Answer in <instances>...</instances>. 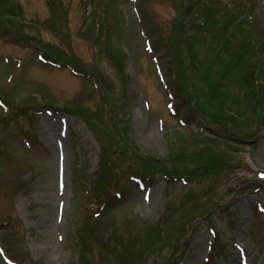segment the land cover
Returning <instances> with one entry per match:
<instances>
[{"label":"rangeland","instance_id":"1","mask_svg":"<svg viewBox=\"0 0 264 264\" xmlns=\"http://www.w3.org/2000/svg\"><path fill=\"white\" fill-rule=\"evenodd\" d=\"M238 1L214 0L218 18L225 20L221 5L232 10ZM250 1L256 9L247 5L248 11L264 28V0ZM189 6V0H0V97L12 110L7 115L0 106L7 154L0 167V224L12 260L264 264L260 86L249 92L230 77L240 80L233 69L215 67V80L205 67L223 52L237 56L241 69L253 47L243 29L218 32L219 19L216 32H198L204 24L192 20ZM92 10L102 19L109 12L120 16L127 74L110 60L106 34L98 39V30L86 32ZM183 16L188 26L192 21L187 35L196 37V57L183 56L179 47L175 24ZM179 57L190 82L175 62ZM214 81L224 94L209 84ZM228 105L233 112L222 116ZM93 116L99 131L90 125ZM236 138L234 147L227 145ZM104 151L115 164L102 180L105 195L123 198L104 223H91L86 183L100 179ZM130 215L145 223L131 243L138 240L143 251L110 249L108 255L102 237H112L114 221L123 224ZM0 264L10 263L0 257Z\"/></svg>","mask_w":264,"mask_h":264},{"label":"trees","instance_id":"2","mask_svg":"<svg viewBox=\"0 0 264 264\" xmlns=\"http://www.w3.org/2000/svg\"><path fill=\"white\" fill-rule=\"evenodd\" d=\"M86 2V0H84ZM214 0H189V8L193 12L192 20L200 21L201 24L203 23V26H197V31L199 32L200 28L202 30H216L214 29L216 26V23H218V8L216 5L213 4ZM250 0H239L235 5H233L232 10L227 8V5H221V9H223V13H225V20L222 18L219 19V27L216 28L219 31H221L222 34H224L227 30H233L236 35L238 30L243 29L247 37L249 38V41L251 43V46L253 47V53L250 57V59L247 61L246 65L241 69H236L237 67H240V64L238 62L237 56L227 55L223 52H219L216 55V62H210L205 65L210 72L209 76H211L213 79L216 80V78L219 77V70H216L215 67H223V70L225 72V69L229 67V69H233L237 74H239L240 80H238V77L230 72V77L233 78L234 81L237 82V84L244 88L245 90L249 92H255L256 85H259L258 88V98L259 102L257 101L256 108H259L262 113L264 114V28H262L258 22H256V19L254 17L253 11H248L247 5L249 7L256 9L255 6L250 5ZM109 12V10H108ZM110 13V12H109ZM105 16V19H102L98 13H96L95 10H92L90 17H88V20H90V23L87 26L86 32L95 36L96 32L98 30L97 38L100 39L104 34H106L107 38L109 39L110 46L108 47V55L112 63L120 69V71L123 73V75L127 74V67H128V54L125 51V49L121 46L119 35L117 30L119 28H122L123 23H120L117 19H119L120 16H118V13H112ZM177 20L178 23L175 24V28L180 29L179 32V47L181 49V52L183 53V56L185 54L189 53L190 51L193 52L194 56L197 55V49H194L195 40L193 35H187L189 34L188 30H192V21L189 22V26L186 23L185 16L178 17ZM180 25V26H179ZM187 30V33H186ZM2 34H6L7 32L1 31ZM217 34V33H216ZM244 35V34H243ZM118 40H117V39ZM196 38V37H195ZM237 38V37H234ZM198 40V39H197ZM230 41H234V39H229ZM118 42V43H117ZM186 48V49H183ZM219 50V49H218ZM216 50V53L218 52ZM193 59V56H191ZM254 59V61H253ZM46 62H49L48 59H45ZM178 67H185L183 80L185 83H187L186 79L190 82V80L186 77V73H188V67H186V63L184 61V58L179 57L178 63L177 60L175 61ZM179 64V65H178ZM189 67H195L194 64H192ZM197 67V66H196ZM212 67V68H211ZM214 68V69H213ZM227 73V72H226ZM210 79V77H209ZM230 80V79H229ZM231 82H234V81ZM242 80V81H241ZM227 81V80H226ZM229 83V81H227ZM210 85H213L214 90H218L220 93H225L223 89L220 88V82L214 81L213 83H209ZM229 87L230 84H229ZM249 92H245L248 94ZM216 101V100H215ZM232 103H234V100L232 99ZM219 104V103H218ZM217 105V104H216ZM219 106V105H218ZM233 112V108L231 105H228L225 109L222 116L225 114H230ZM12 112L7 113V115H11ZM83 118L86 117L85 114L81 115ZM23 119H25V116H22ZM92 121L90 122V125L96 129V131H99V127L97 122H99V119L97 116L91 117ZM121 131L123 135H127L126 131L121 127ZM218 137L226 138V134H214ZM231 137V136H230ZM232 138V137H231ZM234 138V137H233ZM237 138L232 139L231 141L227 142V145L230 147H234L237 144ZM5 142H3V139L0 138V167L1 162L4 161V155H7L5 151L2 150V145H4ZM102 159H101V167L99 169L98 175L100 176L99 180H90L87 182H90L91 184L86 183V198L88 199V211H90L92 214H94L93 220L91 223H95L96 220L100 223L105 222V218L111 216L113 214V209L116 208V204H119L121 199L117 198V196L107 194L109 192L108 188L104 187V183L102 182L105 174L107 172L112 173L113 168L115 164L111 162L112 157L107 152H102ZM122 172V171H121ZM153 177V176H150ZM170 178V177H169ZM177 179V178H174ZM179 179V178H178ZM182 179V178H181ZM186 180V179H185ZM106 214V216H105ZM105 216V217H104ZM140 217L136 215H130L127 217L123 224L119 220H115L114 223H116V228L114 231L111 232L112 237L104 234V237H102V240L104 241V248L106 250V253L109 255L110 249L111 250H119V249H128L130 248V253L135 254L138 252H142L143 250L141 248H138L139 242L135 239L134 245H131V243L134 242V238L139 236L140 228H144L145 223H140L141 219ZM81 222V221H80ZM162 224H165V219L162 218L161 220ZM80 224V223H79ZM185 224L184 221L180 223V228ZM150 227V226H149ZM178 229V232L180 230ZM184 233V226L182 228ZM181 235V233L179 232ZM124 235V237H123ZM101 237V236H100ZM97 238L96 240L100 239ZM107 238V239H105ZM114 243L116 244L114 246ZM113 244V245H112ZM144 244V243H142ZM171 245V244H170ZM144 246V245H143ZM176 250H178L175 247ZM129 250V249H128ZM103 252L101 253V255ZM100 259L99 257L94 260ZM82 262L80 264H95V261L91 258L82 257ZM157 264V263H156ZM179 264V263H178Z\"/></svg>","mask_w":264,"mask_h":264}]
</instances>
